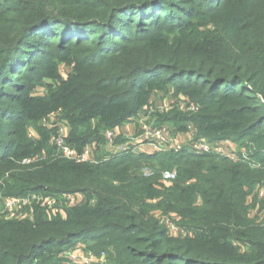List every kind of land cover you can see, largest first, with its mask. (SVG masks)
Masks as SVG:
<instances>
[{
    "label": "trees",
    "instance_id": "obj_1",
    "mask_svg": "<svg viewBox=\"0 0 264 264\" xmlns=\"http://www.w3.org/2000/svg\"><path fill=\"white\" fill-rule=\"evenodd\" d=\"M159 93L198 107L167 121L237 157L76 163L50 143L57 113L71 146L101 149ZM261 190L264 0H0V201L78 198L57 216L0 215V264H81L61 257L79 244L108 264H264Z\"/></svg>",
    "mask_w": 264,
    "mask_h": 264
},
{
    "label": "built area",
    "instance_id": "obj_2",
    "mask_svg": "<svg viewBox=\"0 0 264 264\" xmlns=\"http://www.w3.org/2000/svg\"><path fill=\"white\" fill-rule=\"evenodd\" d=\"M172 107L179 108L182 112L196 113L198 107L194 103H187L185 100L178 102ZM171 106H168L169 109H172ZM145 119L142 117L138 120L137 126L144 124ZM50 123L46 124V127L54 130L53 136L51 137L50 143L56 149L58 154L62 157L74 161L76 163H99L101 160L109 161L111 159L120 158L126 155H137L140 153L145 154H156L165 151H181L187 149L190 153L197 155H206V154H216L219 156H224L228 158L235 159L237 157L234 148L229 145L227 142H217L211 143L205 139L199 138L197 136L194 128L191 130V135L188 137L189 142L185 147H169L168 144L159 140L160 133L155 131L147 130L146 128H141V132L144 135L135 136L133 138H128L124 142L119 140L121 134L124 132L122 128L116 129H107L103 132V137L105 144L108 147V153L106 157L99 159L98 156V147L88 146L82 151H78L75 147L71 146L68 143L69 138V127L62 120H59L58 116L52 115L50 117ZM260 196L264 197V190L260 191ZM68 200V206L76 201V196H65ZM1 205L5 206L3 212L0 215L4 216L5 219H16L19 217H32L34 213V205H41L42 207L48 209L52 215H60L62 213V208L59 207L58 200L54 198L45 197L38 194H30L22 197H12V198H2ZM3 202V203H2ZM26 212L25 214H23ZM161 223L164 224L168 230L175 236L185 235L186 232L182 228L176 226L169 219L161 218ZM92 257V255L90 254ZM88 256L84 261L80 262L72 260L75 263L81 264H90L92 258Z\"/></svg>",
    "mask_w": 264,
    "mask_h": 264
},
{
    "label": "rangeland",
    "instance_id": "obj_3",
    "mask_svg": "<svg viewBox=\"0 0 264 264\" xmlns=\"http://www.w3.org/2000/svg\"><path fill=\"white\" fill-rule=\"evenodd\" d=\"M62 74L65 76L68 73V68L62 67L61 68ZM180 97H175L173 95H168L165 93H159L154 96L153 100L155 102L154 109H147L146 111H142L139 113V115L136 117V120L140 119L141 117L145 120L144 124L137 126L138 121H131L127 123L125 126L122 127V130L124 131L120 137H122L120 140L124 142L128 138H133L135 136L144 135L143 132H141V128H146L147 130L155 131L157 133H160L159 140L161 142L165 141L169 147H185L188 145L189 142V136L191 135V129L194 127L193 125H188L187 129L179 130L178 126L180 124L174 122V121H167L166 119V113L173 110L172 105H175L178 103ZM168 106H171L172 109H169ZM54 115L57 116V113ZM50 118L45 121L48 124L50 123ZM164 121V122H163ZM229 145H231L233 148H235L232 141H227ZM108 147L106 145H103L101 149L98 150V156L99 159L106 157L108 153ZM78 199V198H76ZM67 200V199H66ZM2 201V200H1ZM68 201V200H67ZM3 203V202H2ZM59 207L64 209L65 206L64 202L60 201ZM1 205L0 202V213L3 212V208L5 206ZM24 212L23 214H25ZM252 216L256 215V209L252 211ZM263 213L261 214V216ZM171 217L175 218V215H171ZM90 244H79L72 250H68L65 252L61 257L69 258L70 260H76L77 261H84L86 258L88 259V256L90 254L92 255V262L90 264H108L107 255H102L101 257L97 256L95 253H90L89 248ZM100 258V259H99ZM86 261V260H85ZM107 261V262H106Z\"/></svg>",
    "mask_w": 264,
    "mask_h": 264
}]
</instances>
